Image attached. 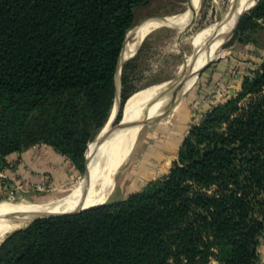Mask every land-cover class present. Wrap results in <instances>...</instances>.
<instances>
[{
  "label": "trees",
  "instance_id": "16d2710c",
  "mask_svg": "<svg viewBox=\"0 0 264 264\" xmlns=\"http://www.w3.org/2000/svg\"><path fill=\"white\" fill-rule=\"evenodd\" d=\"M152 1L0 0V157L43 144L83 173L126 33ZM261 32L264 0L230 40L264 52ZM263 242L264 60L188 128L163 177L12 232L0 264H260Z\"/></svg>",
  "mask_w": 264,
  "mask_h": 264
},
{
  "label": "rangeland",
  "instance_id": "374dc122",
  "mask_svg": "<svg viewBox=\"0 0 264 264\" xmlns=\"http://www.w3.org/2000/svg\"><path fill=\"white\" fill-rule=\"evenodd\" d=\"M187 2L188 0H154L139 8L135 11L133 27L127 31L124 42L131 36H136L138 30L133 31L134 28L158 23L149 21L151 18L171 19L182 15L187 10ZM239 2L240 0H199L196 12L190 18L189 14L178 21L186 23L173 26L175 28L163 27L144 32L147 34H140L126 47L127 54L121 59L117 81L113 79V98L106 118L88 148L86 147L85 154L106 127L113 109L116 88L118 105L121 104V107L117 108L110 125V133L105 136L107 141L112 133L126 125L131 126L132 121L139 118V112L148 104L146 99L150 91L166 82L190 75L202 63L210 59L212 61L199 71L188 92L176 102L170 104L169 101L173 94L181 92L180 85L159 92L155 102L148 108L146 117L152 118L171 108L168 112L145 120L135 132L129 131L120 137L113 158L112 190L109 197L100 204L122 201L128 195L139 191L146 183L163 177L175 160L177 147L188 128L196 124L207 109L235 92L236 76H239L249 63L253 69L256 63L264 60L263 51L258 52L250 45H242L229 39L234 28L226 31V36L219 42L217 50L207 59V50L213 43V34L223 21L232 15ZM147 21L149 22L144 24ZM262 34L264 32L260 33L258 44L264 43ZM137 46L138 49L133 54ZM189 82L188 80L184 84L183 90ZM120 96L125 98L123 104ZM117 115L119 119L114 123ZM104 149L101 147L100 151L96 152L90 164L93 177H98L102 171ZM124 153L126 158L123 161ZM82 177L83 173L78 174L68 164L65 170L44 171L35 176L34 181L26 179L23 175H16L12 177L9 186L6 184L5 189H0V202L23 200L32 205H54L83 191ZM2 181L10 182L6 177ZM27 225L28 223L18 230ZM11 233L9 232L3 240Z\"/></svg>",
  "mask_w": 264,
  "mask_h": 264
},
{
  "label": "bare ground",
  "instance_id": "6f19581e",
  "mask_svg": "<svg viewBox=\"0 0 264 264\" xmlns=\"http://www.w3.org/2000/svg\"><path fill=\"white\" fill-rule=\"evenodd\" d=\"M250 0H240V2L235 7L234 12L232 15L227 18L220 27L215 31L212 38V45L211 48L207 50V59L212 57L214 52L217 50L219 42L226 36V31L233 29L235 26V22L237 18L244 13L246 4ZM197 2L199 0H192V8L190 11L186 10L182 15L173 17L171 19H167L166 17H160L158 19H151L149 21H156L158 23L145 25V27L133 29V31L138 30L136 36H131L130 38L126 39L124 46L121 50L120 57H119V66L121 65V59L127 54L126 47L133 42L134 38L140 36V34L149 31H155L157 29L166 27V26H177L182 25L186 22L179 23L182 18L188 16L190 18L197 10ZM160 19V20H159ZM149 21L145 22L144 24L148 23ZM142 24V25H144ZM232 30L229 35L231 34ZM129 34V33H128ZM147 34V33H144ZM126 50V51H125ZM206 62L202 63L197 70L203 66ZM196 72V70L194 71ZM194 72L190 75H186L182 78L172 80L162 84L156 88H154L150 93L147 95L146 102H148L147 106L144 107L142 111H140V116L137 120L132 121L133 124L126 125L114 133H112L107 141L105 136L110 133V129L107 127L100 133L98 138L93 142V144L89 147L87 153L85 154V170L82 177V187L83 191H79L78 194L74 195V197H69L60 200L59 202L55 203L54 205H32L30 202L27 201H2L0 202V242L3 238L9 233L13 232L15 229L22 228V226L26 225L32 218L47 215V214H62V213H77L82 210L88 209L90 207L99 205L104 200H106L112 190L113 181H112V166H113V158L116 153L117 145L120 141V137L127 133V132H135L139 126L144 123V119L146 114H148L147 110L150 105L155 102L157 94L167 88L181 85L184 80L186 82L189 80V84L185 90H183V94L176 93L173 94L171 100L169 101L170 104L176 102L180 96L186 94L190 87L195 82ZM118 72L116 75L115 80L117 81ZM185 82V83H186ZM139 115V114H138ZM104 147V159L102 157V171L98 175V177L92 176L91 166L90 164L93 161L94 155L96 152L101 148ZM100 151V150H99ZM101 167V166H100ZM98 173V172H97ZM84 183V184H83ZM81 186V185H80ZM99 192V193H97ZM10 218H17L20 222H10L8 219Z\"/></svg>",
  "mask_w": 264,
  "mask_h": 264
},
{
  "label": "crops",
  "instance_id": "0c3cea01",
  "mask_svg": "<svg viewBox=\"0 0 264 264\" xmlns=\"http://www.w3.org/2000/svg\"><path fill=\"white\" fill-rule=\"evenodd\" d=\"M251 67L249 63V66L244 68L239 76H236L237 85L235 90L238 87L240 79L248 74ZM123 158L124 161L126 154L123 155ZM67 164L70 165L64 157L49 147L39 148L38 152H34L28 148L19 153L0 157V172L8 179L16 175H23L26 179L34 181L35 176L41 175L44 171L65 170ZM10 183L11 181L9 185ZM259 260L260 264H264V242L259 247Z\"/></svg>",
  "mask_w": 264,
  "mask_h": 264
},
{
  "label": "water",
  "instance_id": "95a60500",
  "mask_svg": "<svg viewBox=\"0 0 264 264\" xmlns=\"http://www.w3.org/2000/svg\"><path fill=\"white\" fill-rule=\"evenodd\" d=\"M258 0H256L255 2H254V4L250 7V8H248L247 10H246V12L248 11V10H250L255 4H256V2H257ZM187 10L188 11H190L191 10V8H192V0H188V2H187ZM245 13V12H244ZM242 15V14H241ZM240 15V16H241ZM240 16L237 18V20H236V22H235V27H236V24H237V22H238V20H239V18H240ZM151 19H158V18H151ZM160 20V19H159ZM235 27H234V29H235ZM166 28H175V27H173V26H166ZM234 31V30H233ZM232 34H233V32H232ZM232 34H231V36H232ZM231 36H230V38H231ZM126 37V36H125ZM229 38V39H230ZM143 40V39H142ZM141 40V41H142ZM141 41L139 42V44L141 43ZM139 44H138V46H139ZM138 46H137V48L135 49V51L133 52V54L136 52V50L138 49ZM122 48H123V46H122ZM122 50V49H121ZM120 53H121V51H120ZM132 54V55H133ZM119 57H120V54H119V56H118V59H117V66H116V71H115V73H114V76H113V79L115 80V78H116V75H117V72H118V70H119ZM210 61H212V59H210L209 61H207L203 66H201L198 70H196V72H194V77L196 78L197 77V75H198V73H199V71L202 69V68H204ZM193 75V74H192ZM187 80V79H186ZM186 80H184L183 82H182V84L180 85V87H179V90L181 91L180 92V94H183V87H184V84H185V82H186ZM117 89V91H118V88H116ZM116 91V93H115V100H114V105H113V109H112V112H111V115H110V117H109V119H108V121H107V123H106V127H107V129H110V125L112 124V121H113V119H114V117H115V114H116V112H117V108L119 107V105H118V92ZM171 108H169V109H167V110H165V111H163V112H160L158 115H156V116H154V117H152V118H157V117H159V116H162L163 114H165L166 112H168L169 110H170ZM152 118H148V117H145V119L144 120H149V119H152ZM85 160V159H84ZM84 170H85V163H84ZM83 174H84V171H83ZM99 205H102V204H99ZM99 205H96V206H99ZM93 207H95V206H93ZM91 208V207H90ZM89 209V208H88ZM86 210V209H85ZM83 211V210H82ZM81 212V211H80ZM77 213H79V212H77ZM77 213H62V214H47V215H41V216H37V217H34V218H32L29 222H28V224L29 223H31V222H33V221H35V220H38V219H43V218H54V217H62V216H67V215H74V214H77ZM10 222H20L17 218H10V219H8Z\"/></svg>",
  "mask_w": 264,
  "mask_h": 264
},
{
  "label": "built area",
  "instance_id": "2783aa9c",
  "mask_svg": "<svg viewBox=\"0 0 264 264\" xmlns=\"http://www.w3.org/2000/svg\"><path fill=\"white\" fill-rule=\"evenodd\" d=\"M47 147L43 144H35L33 146H31L29 149L33 150L34 152H38L39 148H44ZM11 179H13L12 177L8 179V181H11ZM2 180H5L4 175L0 172V189H5L6 188V184H8L9 186V182H3ZM2 186V187H1Z\"/></svg>",
  "mask_w": 264,
  "mask_h": 264
}]
</instances>
